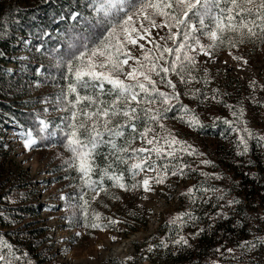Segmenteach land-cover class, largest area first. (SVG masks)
I'll list each match as a JSON object with an SVG mask.
<instances>
[{
    "label": "snow or ice",
    "instance_id": "snow-or-ice-1",
    "mask_svg": "<svg viewBox=\"0 0 264 264\" xmlns=\"http://www.w3.org/2000/svg\"><path fill=\"white\" fill-rule=\"evenodd\" d=\"M88 7L92 12L90 17L85 18L88 27L77 31L73 24L65 32L64 50H52L56 65L66 68L72 76L68 93L62 90L56 98L57 103L63 99L76 108L81 101L85 102L79 108V123L77 111L71 112L72 122L68 125L71 131L65 133L67 143L64 146L72 155L64 163L80 173V179L95 192V196L104 192L112 199H120L115 193L108 192L104 185L105 177L112 182V188L125 192H135L141 188L144 193L154 192V186L164 185L169 176L185 177V169L191 166L183 163L184 155H204L171 131L164 133L166 125L163 121L172 111L171 102L178 101L180 97L170 75H177L180 83L185 85L195 81L206 86L212 80L210 69L207 66L199 67L201 61L198 57L202 55L205 64H214L218 53L225 49L227 55L237 62L236 68L245 70L248 60L234 53L233 49L239 50L241 45L252 43L264 50V0H91ZM79 17L78 12L70 14L73 21ZM202 39H206L207 43L202 42ZM36 51H41V48L38 47ZM193 70L203 73L200 79L193 76ZM36 72L39 74L41 68H37ZM256 83L255 79L249 81L253 91ZM161 84L171 91L161 90ZM80 89L85 93L83 96ZM211 91V97L202 88L186 89L184 95L202 103L208 99H217L218 89L213 88ZM69 93L75 94L73 100L68 99ZM225 106L230 110L234 107ZM180 112L182 115L178 118L189 128L204 127L188 105H180ZM232 114L236 115L235 112ZM224 123L231 122L225 120ZM38 124L39 133L52 135L48 130V122L40 119ZM157 127L161 132L156 131ZM245 131L251 138V131ZM17 135L25 150H31L42 138L34 135L32 129L22 130ZM137 140L140 142L138 146ZM259 141H264V136L258 137ZM239 144L243 145V151H238L237 155L247 153L248 145L243 137L239 138ZM101 148L108 150V155L104 156L108 163L99 170V180H92L91 173L96 167L93 159ZM200 163L208 165L211 161L201 160ZM120 165L125 166L124 170H120ZM202 175L220 178L215 173ZM200 191L208 193L220 190L193 185L180 195H187L190 202H195L196 193ZM61 199L66 198L62 196ZM79 199L83 205L70 206L74 209L84 208L88 202L83 196ZM142 199H147V196ZM217 199H223V194L217 196ZM233 203L239 201H228L229 205ZM216 216L226 218L222 212L216 213ZM99 219L100 214L95 213L94 220ZM196 219L198 217L192 212L185 211L170 218L168 225L180 228ZM108 220L110 224L121 222L110 217ZM85 227L103 230V226L96 222L86 224ZM203 231L199 229L193 235ZM76 235L81 233L77 232ZM255 240L264 244V240L259 237ZM171 244L181 248L191 247L183 235L171 240ZM160 247L167 249L169 243L161 238L159 244L149 243L148 251ZM239 247L244 250L243 255L255 249L257 244L242 241ZM216 252L224 255L219 248ZM227 252L233 253L234 250L228 248ZM232 258L237 259L234 255ZM126 259L132 260L133 257ZM19 261L20 256L16 255L14 246L0 244V264H19ZM211 264L219 262L212 261Z\"/></svg>",
    "mask_w": 264,
    "mask_h": 264
},
{
    "label": "rangeland",
    "instance_id": "rangeland-1",
    "mask_svg": "<svg viewBox=\"0 0 264 264\" xmlns=\"http://www.w3.org/2000/svg\"><path fill=\"white\" fill-rule=\"evenodd\" d=\"M82 2L85 13L90 17L92 12L88 4L91 0ZM55 3H61V0H55ZM49 4L54 5V1L0 0V9L39 6L42 11L51 13L53 6ZM49 6L52 7L49 9ZM70 20L75 22L71 18ZM81 23L86 25L84 20ZM54 27L53 22L48 27L44 26L45 30L37 28L35 34L27 33L22 38L15 39L16 44L11 50V58L15 60L7 64V68L23 80L18 92L20 98L15 105H23L21 114L27 116L29 122L26 128L13 121L9 127L0 129L1 139L9 149L7 155H3V159L12 177L11 182L7 183V188L6 185H0V194L7 193L3 202L10 205L33 204L38 207L37 216L20 218L18 224H13L11 228L41 229L38 237L32 241L36 242L37 249H43L50 255L55 254L59 261L66 264H128V261L161 264L164 260V249L160 247L149 252L147 244H159L154 233L164 225L166 213L178 207L181 187L193 183L195 178H188L186 175L183 178L169 176L164 185H155L156 191L148 193H144L142 188L135 192H125L119 188L106 187L109 193H115L120 197L116 200L104 192L95 196V192L80 179V173L75 168H68L64 161L72 154L64 146L67 143L65 133L71 131L68 127L72 122L71 112L73 110L78 112L80 105L73 108L63 99L57 103L56 98L62 90L68 93L70 80L65 79L64 74L60 75L61 68L52 58L53 49L63 51L65 47L62 45L60 49L58 46L62 38H52V33L63 34ZM20 33L23 34V31L18 32ZM202 42L207 43V40L202 39ZM38 47L41 48L39 52L36 51ZM233 52L248 60L245 70L236 68L237 62L227 55L226 49L218 53L214 64H205V58L202 55L198 57L201 61L199 67L207 66L210 69L209 75L212 80L206 86L195 81L188 85L182 84L175 74L169 77L176 84V91L180 93V97L178 101L171 102L173 106L178 107L177 114L176 117L163 121L166 125L164 133L171 131L179 139L187 141L199 152L204 153L203 156H183V161H195L197 163L195 167L207 171L200 170L203 173L212 170L209 164L200 163L201 160H208L209 152L219 145L230 146L233 139L239 140L243 137L247 141L249 134L245 129L251 131L252 137L258 128L264 125V88H261V85H264V50L258 45L246 43L241 45L239 50L233 49ZM37 68H41L39 74L36 72ZM202 75V72L193 70L196 79H200ZM253 79L257 82L255 91L249 87V81ZM160 88L166 92L171 91L163 84ZM194 88H202L210 97L211 90L216 88L217 99H208L201 103L184 95L186 89ZM73 96L71 98L69 93L68 99L73 100L75 94ZM183 104L188 105L201 122H216L218 121L216 118L219 117V120L230 121L231 123H228L230 128L228 131L221 130L218 136L200 134L197 129L189 128L178 118L182 115L180 105ZM225 105L234 107L230 110ZM45 108L48 109L47 112L44 111ZM233 112L236 113L235 116ZM78 118L77 115V121ZM40 119L49 123L48 130L52 135L39 133ZM28 129H32L34 135L42 137L31 150L24 149L22 140L17 135L20 131ZM158 132H161L159 128ZM91 179L94 180L92 177ZM23 180L28 184H21ZM62 196L66 199H61ZM81 196L88 202L87 205L84 208H72L71 204L83 205V201L79 199ZM143 196H147V199H142ZM135 212L146 219V226L130 232L129 226L123 221L130 213ZM95 213L100 214L99 220H94ZM109 217L121 222L110 224ZM93 222L101 224L103 230L85 227L86 224L91 225ZM193 224L194 221H190V225ZM77 232L81 235L77 236ZM113 237L115 239H112ZM0 244H3L2 241ZM129 256L133 259H126Z\"/></svg>",
    "mask_w": 264,
    "mask_h": 264
},
{
    "label": "trees",
    "instance_id": "trees-1",
    "mask_svg": "<svg viewBox=\"0 0 264 264\" xmlns=\"http://www.w3.org/2000/svg\"><path fill=\"white\" fill-rule=\"evenodd\" d=\"M53 1L54 5L49 4L53 6H49V9L52 7L51 13L42 11L39 6L23 8L13 6L0 9V129L9 127L13 121L26 128V124L29 122L27 116L21 114L23 105H15L18 103L17 99L20 98L18 92L22 87L23 80L7 68V64L11 60H15V58H11L12 47L14 48L16 44L15 39L22 38L27 33L35 34L37 28L45 30L44 26L48 27L54 22V29L62 31L63 34L52 33L51 36L52 38H62L58 44L61 49L62 45L65 46V32L72 28L73 24H75L77 31H82L84 27H88L85 18L89 15L85 13L82 0H61V3L57 4L55 0ZM72 12L80 13V19L77 22H71L70 14ZM83 20L86 25H82ZM21 31L23 34H18ZM39 36L36 35V37ZM59 73L60 75H67L68 80L72 82V76L67 73L66 68H61ZM79 91L82 96L85 94L82 89ZM73 95L70 93L71 98L74 97ZM84 104V101L80 102V107H83ZM177 109L178 107L173 106L172 111L167 114V119L176 117ZM77 113L79 117V110ZM79 119L80 117L78 123L80 122ZM202 124L204 127L197 128V131L209 136H218L221 130L230 128V125L222 120L202 122ZM156 131L158 132V127ZM1 135L0 132V185H6L7 188L12 177L8 172L9 168L6 167L7 163L4 162L3 155H7L9 149L5 141L1 139ZM261 136H264V125H261L256 133L247 139L248 152L243 155H237L238 151H243V145H240L239 140L236 139H233L230 146L219 145L209 152L208 161H211L209 165L212 166L209 173L218 174L219 179L214 176L205 177L202 175L203 172L200 170L203 169L195 167L197 166L195 161H183L191 166L190 169H185L186 177H194L195 181L181 187L180 193L186 192L193 185L197 188L214 187L220 191L197 192L195 202H190L187 195H180L179 193L178 207L166 213L164 225L154 233V236L158 237V243H160L161 238L169 243L167 249L163 248L164 260L161 264H211L212 261H218L219 264H264V244L255 240L256 237L264 240V141L258 142V137ZM137 143L139 140L136 141V145ZM106 155H108V150L101 148L94 156L93 163L96 167L91 173L94 180H99V170L108 163L104 160ZM124 167V165H120V170H124ZM111 183L105 177V187H111ZM21 184L28 183L23 180ZM221 193L223 199L218 200L217 196ZM6 194H0V241L3 244L14 246L16 255L20 256L19 264H66L59 261L55 254L50 255L43 249H37L36 242L32 241L38 237L41 229L11 228L13 224H18L20 218L37 216L38 207L33 204L10 205L5 203L3 201ZM234 199L238 200L239 203L229 205L228 201ZM221 205L224 207L221 208ZM185 211L192 212L195 217H198L194 220L193 225H190V221L180 228L168 225L170 218ZM218 212L225 213L226 218L225 216H216ZM184 219L188 220L187 217ZM123 222L129 226L130 232L138 231L146 226V219L139 216L137 212L135 215H128ZM199 229L204 231L199 235H193ZM178 235L185 236L191 247L181 248L172 245L171 240L177 239ZM242 241H252L257 244V247L242 255L244 250L239 247ZM37 244L40 246L39 242ZM217 248L224 254L223 256L216 252ZM228 248H232L234 252L228 253ZM233 255L237 259H233ZM128 264L141 263L128 261Z\"/></svg>",
    "mask_w": 264,
    "mask_h": 264
},
{
    "label": "bare ground",
    "instance_id": "bare-ground-1",
    "mask_svg": "<svg viewBox=\"0 0 264 264\" xmlns=\"http://www.w3.org/2000/svg\"><path fill=\"white\" fill-rule=\"evenodd\" d=\"M122 247V246H121Z\"/></svg>",
    "mask_w": 264,
    "mask_h": 264
}]
</instances>
